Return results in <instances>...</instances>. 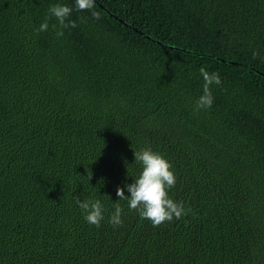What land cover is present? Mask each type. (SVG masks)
Instances as JSON below:
<instances>
[{"label":"trees","instance_id":"obj_1","mask_svg":"<svg viewBox=\"0 0 264 264\" xmlns=\"http://www.w3.org/2000/svg\"><path fill=\"white\" fill-rule=\"evenodd\" d=\"M201 67L222 83L197 111ZM145 146L191 209L159 227L116 195ZM0 264H264V0H0Z\"/></svg>","mask_w":264,"mask_h":264},{"label":"clouds","instance_id":"obj_2","mask_svg":"<svg viewBox=\"0 0 264 264\" xmlns=\"http://www.w3.org/2000/svg\"><path fill=\"white\" fill-rule=\"evenodd\" d=\"M93 7L94 0H75L77 11L91 10ZM72 11L73 8L67 5H51L48 9V15L37 31H47L49 20L55 18L57 23L53 24L52 27L56 29L58 37L63 36V29L77 27L76 21L68 19ZM92 16L97 20L100 18L96 12H92ZM80 19L83 20L82 17ZM257 55L258 53L254 51L253 58L255 59ZM199 73L203 78V85L202 95L195 102V110L197 111L212 106L214 97L211 88L213 85H221L222 83L218 72H209L206 68L201 67ZM134 158V161L139 162L142 166L139 175L124 188L118 187L116 189L118 200H126L129 211H137L141 218L151 221L153 227H159L165 222L180 219L191 212L190 208H185L183 202H177L169 195L170 190L176 185L177 178L172 164L161 153L153 151L150 146H145L134 152ZM125 189L127 195H125ZM74 200L82 210L85 221L99 227L106 211L102 201L93 198L81 201L79 197H74ZM123 215L122 205L115 203L114 210L109 216V223L113 227L122 226Z\"/></svg>","mask_w":264,"mask_h":264}]
</instances>
